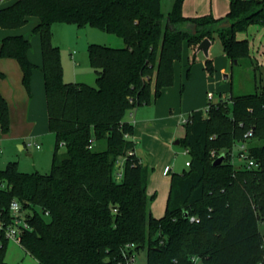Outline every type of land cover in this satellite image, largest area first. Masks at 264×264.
<instances>
[{"label": "trees", "instance_id": "obj_1", "mask_svg": "<svg viewBox=\"0 0 264 264\" xmlns=\"http://www.w3.org/2000/svg\"><path fill=\"white\" fill-rule=\"evenodd\" d=\"M183 3L174 0L167 13L162 0L0 5V27L39 19L33 30L40 34L48 124L56 134L53 166L49 173L23 171L15 159L0 168V221H12L13 199L22 203L29 227L20 243L39 264H127L124 251L145 247L147 264H264V62L252 57L249 37L237 36L251 25L264 27V0H230L223 17L186 16ZM58 21L91 24L123 39L119 47L89 44L97 85L65 81L52 28ZM215 32L232 64L245 58L252 66L256 90L212 102L207 112H189L180 138L190 154L189 168L171 173L167 209L157 217L151 208L155 193L149 192L153 167L135 151V126L126 116L155 103L174 83L184 40L197 47ZM31 47L24 34L0 42V56L18 61L30 94L38 67L29 57ZM205 65L213 75V60ZM0 125L3 133L10 130L1 91ZM243 143L256 166L235 165L234 148ZM221 154L223 160L214 163ZM8 240L0 230V264H9Z\"/></svg>", "mask_w": 264, "mask_h": 264}, {"label": "rangeland", "instance_id": "obj_2", "mask_svg": "<svg viewBox=\"0 0 264 264\" xmlns=\"http://www.w3.org/2000/svg\"><path fill=\"white\" fill-rule=\"evenodd\" d=\"M14 0H0V5H5ZM230 0H188L185 6L187 11L194 15L219 14L229 9ZM174 0H162V10L167 13L171 10ZM39 21L37 16H30L22 27V33L32 42V53L41 55L40 34L33 28ZM3 29V27H0ZM54 43L61 48L63 76L65 81L85 82L97 85V73L91 63L88 46L90 43H100L111 46H123V39L115 34L87 24L78 26L71 22H54ZM7 29V28H4ZM238 37H249L250 48L255 54L259 53V39L264 42V27L256 24L247 30L239 31ZM209 54L189 44L184 40L182 57L175 62V80L167 93L161 98L159 108L148 106L137 117L135 133V148L143 162L153 167L150 176L149 192L155 193L151 202L153 214L160 217L167 209L170 192V177L172 172H182L189 168L186 162L190 154L183 143H176L185 135L184 119L189 116L191 107L205 109L208 102V91L214 92L213 102L221 98L228 99L232 94L253 92L256 90V81L252 66L247 60L241 59L239 63L232 64L226 56L218 32L214 33ZM211 58L215 63V72L210 75L205 61ZM188 69L190 74L187 75ZM226 74L230 76L226 78ZM260 70L256 72L260 80ZM259 83V81H258ZM184 84L183 91L182 85ZM41 86V87H40ZM36 83L33 90V103L36 106L35 122L30 124L32 134L20 139L7 142L0 152V167H5L8 160H19V167L23 171L39 170L49 173L53 166V152L56 143V134L50 130L48 124L46 93L43 81ZM27 90V89H26ZM28 92V90H27ZM28 96L31 97L28 92ZM29 98V97H28ZM147 106V105H146ZM175 107L170 111V107ZM129 113L127 118H129ZM19 142H25L22 148ZM39 144V147L36 146ZM240 149L238 144L234 154ZM235 165L241 166L243 160L235 157ZM169 165L171 172L164 174V168ZM264 231V222L260 223ZM137 264H147V248L135 252ZM6 260L9 264H39L38 260L29 254L17 240L9 238L6 250Z\"/></svg>", "mask_w": 264, "mask_h": 264}, {"label": "crops", "instance_id": "obj_3", "mask_svg": "<svg viewBox=\"0 0 264 264\" xmlns=\"http://www.w3.org/2000/svg\"><path fill=\"white\" fill-rule=\"evenodd\" d=\"M187 1L188 0H184V3H183V14L186 16H196L194 14H191L190 11L186 10L185 6L188 4ZM229 9H230V1H229ZM229 9H225L224 12L219 13V14H213V12L211 13L216 17H223L228 13ZM10 34H23L22 27L7 28V29L0 28V42L4 36L10 35ZM212 42L213 41L211 40V44ZM259 43H260V46H259L260 52L254 55V53L251 51V54H252V57L259 63V65L262 66L264 62L263 60L264 42H262L261 38L259 39ZM28 54H29L30 59L36 64H38V67L34 68L33 73H32V79H31L32 94H30L31 97L28 96L26 87L24 86L22 82V69L18 61L11 57L0 56V91L6 97L8 101V105H9V110H10V130L7 133H3L1 129V125H0V152L3 151L2 147L10 140L20 139V138H24L27 136H35V134H32L31 132L33 131L32 130L33 126L32 128L29 127L30 124H33L35 122V116L37 115L36 106L32 101L33 100V90L37 82H39V86H40V82L43 81L44 83V73L41 69L42 53L39 56L37 52L32 53L31 48H30ZM213 64L215 66L214 60H213ZM229 76H230L229 74H226L225 77L228 78ZM44 87H45V83H44ZM169 88L170 86L164 90L163 95L155 103L147 105V106L142 105L138 108H135L129 113L130 116L127 119L132 121L135 126V132H134L133 138H135V133L137 129L136 124L139 121V118L137 117V115L148 106H155V107L157 106L156 108H159L162 105V102H160V100L167 93ZM45 103H46V99H45ZM46 108H47V104H46ZM174 108H175L174 106L170 107V111L173 112ZM200 108L201 107H197V108L191 107L190 110L200 109ZM47 116H48V112H47ZM19 144L22 148H26L27 146L25 142H21V143L19 142ZM37 145L39 144H36V146ZM135 151H136V148H135ZM10 160H8L7 163ZM19 164H20V161H19ZM166 167L164 168L163 172L164 174L168 175L171 172L172 168L169 166L170 171L166 173L165 172ZM170 182H171V177H170ZM149 186H150V183H149Z\"/></svg>", "mask_w": 264, "mask_h": 264}, {"label": "built area", "instance_id": "obj_4", "mask_svg": "<svg viewBox=\"0 0 264 264\" xmlns=\"http://www.w3.org/2000/svg\"><path fill=\"white\" fill-rule=\"evenodd\" d=\"M208 102L205 107V111L207 112L210 104L213 102L212 99L214 98V92L208 91L207 93ZM188 121V118L184 119V123ZM247 134H251V131H249ZM39 146V145H38ZM188 152V150L186 149ZM212 154L215 155V151H212ZM238 159L243 160L241 166H247V167H254L257 165L256 161L253 158L249 157L248 149L245 143L240 144V149L238 153L235 155ZM187 165L190 164V161L188 160L186 162ZM240 167V166H239ZM170 167L167 166L165 169V172H169ZM123 168L121 165L118 166L117 171V179H121L122 177ZM1 186H3L2 183H0ZM11 214H12V221L10 223H3L0 221V230H3L8 238H13L17 240L19 243L21 242V235L22 232L29 227V222L27 220V212L26 209L22 207V203L17 200L13 199L10 204ZM48 211L46 214L48 215ZM190 219L192 221H198L199 219L195 216H191ZM132 246V245H129ZM125 260L127 264H137L136 262V255L134 253H130L128 251H124Z\"/></svg>", "mask_w": 264, "mask_h": 264}, {"label": "water", "instance_id": "obj_5", "mask_svg": "<svg viewBox=\"0 0 264 264\" xmlns=\"http://www.w3.org/2000/svg\"><path fill=\"white\" fill-rule=\"evenodd\" d=\"M210 45H211V39L208 38V37H205V38L202 39L201 42L198 44L197 48H198L199 50H203V51L206 53V55H208V54H209V47H210ZM176 143H180V139L177 140ZM223 158H224V154L219 155V156L216 158V160L214 161V163H219V162H221V161L223 160ZM186 215H188V214H186Z\"/></svg>", "mask_w": 264, "mask_h": 264}]
</instances>
